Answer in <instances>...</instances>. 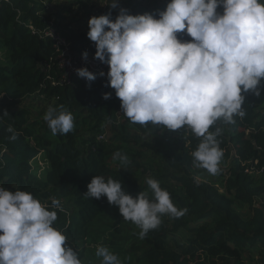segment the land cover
<instances>
[{"label":"trees","instance_id":"obj_1","mask_svg":"<svg viewBox=\"0 0 264 264\" xmlns=\"http://www.w3.org/2000/svg\"><path fill=\"white\" fill-rule=\"evenodd\" d=\"M61 1L0 0V117L8 113L0 119V187L30 192L56 210L54 227L66 234L75 251L104 241L102 245L117 255L126 253L129 260L123 264H264V186L258 178L264 174V90L260 96L244 93V118L235 117L233 124L218 121L212 127L221 129L217 139L223 159L230 163L210 175L195 167L191 156L201 138L186 129L182 145L174 148L137 141V127L143 134L167 129L132 123L103 76L65 84L56 65L60 52L42 36L53 27L73 51L94 57L95 43L87 32L73 27L75 19L67 22L63 12L77 18L73 7L96 17L111 11L115 20L124 8L131 15L151 13L158 18L170 0H118L116 9L106 5L109 0ZM178 37L191 39L185 33ZM105 93H112L111 98L105 100ZM60 105L73 114L74 129L53 135L43 117L50 106ZM9 126L15 131L9 132ZM118 151L128 156L127 164L114 158ZM149 151L165 164L161 170L147 162ZM95 175L121 181L133 197L143 191L149 198L146 180L154 178L174 204L187 211L179 218L163 215L160 226L143 239L138 227L133 238L125 239L128 247L122 251L114 241V233L122 231L115 229L123 219L118 206L107 197L85 196ZM53 199L60 201L62 211L51 208ZM238 204L248 208V216Z\"/></svg>","mask_w":264,"mask_h":264},{"label":"clouds","instance_id":"obj_2","mask_svg":"<svg viewBox=\"0 0 264 264\" xmlns=\"http://www.w3.org/2000/svg\"><path fill=\"white\" fill-rule=\"evenodd\" d=\"M106 5L119 6L118 0ZM111 17V11L91 17L87 36L96 46L94 59L109 65L108 81L124 115L140 125L190 129L201 138L191 153L194 166L218 174L224 155L217 139L221 129L212 127L244 118V93L260 96L264 90V0H170L158 18L131 15L124 8L115 20ZM178 33L191 39L182 40ZM76 72L88 81L97 78L87 67ZM43 119L53 135L74 129L75 118L63 105L50 106ZM8 131L15 130L9 126ZM114 158L129 162L119 151ZM146 183L152 198L143 191L133 197L121 181L95 175L85 196L107 197L125 221L141 229L143 239L160 226L163 215L179 218L187 211L174 204L159 181L149 177ZM51 208L63 210L58 199ZM57 219V211L32 193L0 187V264H83L66 234L54 227ZM95 254L100 264H123L106 246L98 245Z\"/></svg>","mask_w":264,"mask_h":264},{"label":"rangeland","instance_id":"obj_3","mask_svg":"<svg viewBox=\"0 0 264 264\" xmlns=\"http://www.w3.org/2000/svg\"><path fill=\"white\" fill-rule=\"evenodd\" d=\"M64 0H62L61 2H63ZM68 2H71V0H68ZM67 2V3H68ZM140 3V0H123V3H128V4H133V3ZM66 3V4H67ZM68 7L69 4H67ZM62 8H59V10H61ZM73 10L76 12L77 14V18H74L72 16V13L70 12H63V15L65 16L67 22L72 23L75 20V24H73V27L82 31H85L88 33L89 31V20L91 17L95 16L93 14H91V16L89 14H84L82 10L78 9L77 7H73ZM68 16V17H66ZM79 17V18H78ZM75 19V20H73ZM2 60V59H0ZM35 110L37 109V107H34ZM185 130L186 129H179V130H175V131H171V130H165L159 134H150V133H146L143 134L141 132L140 127H137V131L139 132L138 135H136L135 139L139 142H149L151 144H153L154 146L160 147V148H174L176 146L182 145L184 139H185ZM141 133V134H140ZM109 137V136H107ZM147 155V162L151 165H153L154 167H158L159 170H161L162 166H165V164L159 159L158 156L150 153L146 152ZM230 161L228 162L227 160H224L222 157V160L220 162V166L222 169L226 170V168H228ZM40 167L41 170H44L45 165L43 163H40ZM34 168L36 169V166H34ZM226 172V171H225ZM224 172V173H225ZM259 180H260V184L262 186H264V174H260L258 176ZM238 209L239 211L243 214V215H249V211L248 208L242 204H238ZM117 225L115 226V229H121V232L118 233H114L115 235V239L114 241L117 243H120L121 246L119 247L122 251H124L128 246L125 243L126 242V238L130 237L133 238L135 236V233H138V226H136L133 222L131 221H125L124 218L120 219L118 221V223H116ZM104 243L100 242L98 243H93L91 244V246L88 245H81V246H77L76 250L79 254L80 259L83 261V264H100V260L101 258H98L96 256V247L98 245H102ZM115 254H118L119 252H115L112 251ZM118 257L121 259V261L123 262V260H129V258H127V255L125 252L121 253L118 255ZM124 263V262H123Z\"/></svg>","mask_w":264,"mask_h":264},{"label":"built area","instance_id":"obj_4","mask_svg":"<svg viewBox=\"0 0 264 264\" xmlns=\"http://www.w3.org/2000/svg\"><path fill=\"white\" fill-rule=\"evenodd\" d=\"M42 36L47 40L49 39L53 43L54 47L57 48L58 52H60V56L56 60V65L61 71L65 84L70 85L74 83L75 80L86 81V78L79 77L76 72V69L84 67H87L89 71L96 75L104 72L105 75L103 77L108 80L107 72L109 70V65L107 63L96 60L89 54L85 60L83 58V53L73 51L70 42L53 29V27L45 30ZM49 68H51V66ZM104 138L105 137L103 136L100 137V139Z\"/></svg>","mask_w":264,"mask_h":264}]
</instances>
